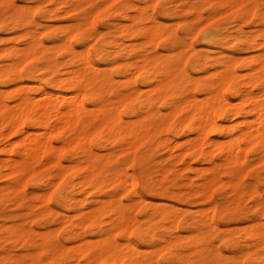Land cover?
Here are the masks:
<instances>
[{
    "label": "bare ground",
    "instance_id": "obj_1",
    "mask_svg": "<svg viewBox=\"0 0 264 264\" xmlns=\"http://www.w3.org/2000/svg\"><path fill=\"white\" fill-rule=\"evenodd\" d=\"M48 1L65 7V10H61L63 14H70L72 17V24L62 27L61 31H58L59 33L54 32L53 26L47 27L48 46L42 44L37 38L39 34L36 33V30L27 28L30 24H34L35 19L33 20L32 15L28 12L21 13L23 8L13 9L10 22L7 24L3 19H0V29L2 30H23L16 36V40L22 39V48L17 49L15 46H11L4 50V57H7L10 63L0 65V86H12L7 92L0 89V136L4 135L6 139L14 136L19 137L18 140L9 143L8 146H4L0 150L3 154H11L6 159L0 158V178L9 181L5 187L0 189V207L4 201L2 194L8 195L18 204L24 196L23 184L26 178L40 175L43 179L52 181L54 184H57L56 180L58 179L63 182L55 198L56 203L71 210L73 198L69 196L68 190L72 191L75 186L79 185L85 192L87 189H92L96 193L102 192L109 186L111 189L106 193L107 199H103L104 201L94 199L92 201L94 206H88V210H84V213L76 210L74 215L64 217L65 220L63 218L67 223L65 240L75 242L72 244L74 246L66 248L65 244L66 247L59 243L51 244L50 234H43L40 238L41 243L38 244L40 252L37 250L36 254L31 252L16 256L8 251L2 258V264H26V259L31 261L30 264H42L43 262H39V253L45 254L49 258L47 264H73L70 262L72 258H74V264H80L79 261H83V264H156L151 261L154 258L151 260L146 259L147 257L139 258L137 248L131 244L129 235L132 233L135 217L130 212L133 209L135 211L136 208L143 211L144 222L148 228L157 227L164 221L175 229L180 209L167 203H153L154 205L150 204L149 206L151 213H147L145 211L148 210L146 208L147 201L136 191L135 177L132 174H127L125 168L122 170L123 172L114 169V158L120 153L123 154L127 163L138 162V177L142 189L147 194L159 197H176L179 200L201 196L204 200L209 201L211 199L210 186L216 181L219 182L218 174H220L221 166H229L230 175L236 176L241 173L235 169V164L240 162L239 165H241L245 162L249 147L254 149L258 159L264 160V51L255 55V58L251 60L257 62V67L254 71L252 70L253 73L250 69L249 74L252 75L246 81H237L236 74L239 76L241 74L240 77H242V73H236L233 70L232 65L236 61L234 64L232 62V65L227 64L224 73L221 69L222 71H219L212 82L192 79L183 73L180 65L175 64L180 59L181 51L178 50V46L174 47L171 31L162 28L161 23L150 13H147L145 5L147 0H138V3L135 0H109L110 3L118 4L113 13L102 20V25H107L106 22L112 15L116 18L113 22V39L109 41H105V34L99 32L95 26L94 17L98 7L96 10L90 9L94 5V0ZM151 1L153 4L157 0ZM204 1L210 3L211 0ZM109 2H105L104 5ZM139 2H142L143 5ZM201 2L202 0H183L176 13L178 16L189 14L191 16L190 23H195L201 17L199 12ZM253 2L255 3V0ZM151 3L150 5H152ZM225 4L236 9L240 3L233 5V2L228 1V4ZM104 5L102 6L105 7ZM0 6H5L8 9L15 7L13 0H0ZM211 8V20H213L218 13L216 7L211 5ZM251 9L253 10H250V15H254L255 10ZM231 10L228 9L226 13ZM30 13L32 14V12ZM160 13L167 15L169 11L164 5H161ZM206 15L209 16V14ZM42 16L57 17L59 13L50 7L42 10ZM191 30L190 27L187 31L191 32ZM116 35L119 38L126 37L128 39L142 37L149 43L163 40L173 48V53L170 55H149L146 52L142 54L135 52L134 44L129 46L133 52L130 62L127 64L128 70L131 72V77H129L133 82L134 76H138L144 84L151 78L155 84L149 89L146 88L145 91L141 89V91L136 88L125 90L116 88L112 78L91 63L84 50H76L72 44L74 41L83 47L87 38L92 37L103 41L96 50L92 49L95 51V56L99 57L104 53L115 55L117 51L109 52L107 48L115 49L122 46L119 38H115ZM258 36L260 41H256L258 42L256 46L263 47L264 50V31ZM210 37L211 35H207L208 39H211ZM234 40L239 44L243 43L241 45H246L255 39L250 37L247 40H242L240 37H235ZM249 45L254 47L252 44ZM189 47V45L186 46V49ZM58 51H62L65 56L63 61H60L56 56ZM186 56L188 55L186 54ZM101 58L99 59L104 60ZM115 58V56H111L110 63L116 62ZM198 59L196 58L197 61ZM39 62L42 64L45 62L42 68L52 75V78L46 81L50 86L49 90L41 85L36 86L37 82L41 83V79L36 74L39 70ZM59 62H64L67 65L66 77H62L59 73ZM24 64L29 65V68L24 71L23 75L20 67ZM203 72L205 71L203 70ZM244 74L246 75V72ZM23 78L29 80L33 85L36 83L35 91L39 97L31 96L30 85H19ZM224 91H229L232 94L236 99L235 103L224 98ZM197 92H204L203 98L196 97ZM161 109L165 113H162ZM121 113L135 119L123 120ZM234 119L237 121L234 122ZM225 120L230 121L229 124H223ZM183 133H191L193 136L185 142L187 144L185 148H180L176 146L175 142L177 141H174V137ZM209 133L223 135L227 140H222L223 146L215 141L216 145H221H214L216 150H206L204 146L206 142L208 144ZM161 136H165V138H161ZM52 139L57 140L59 145H53ZM224 142H227V146H224ZM173 143L174 145H172ZM93 145L97 150H106L107 153L98 154L92 148ZM139 148H144V151L137 156ZM155 148L160 152L168 151V161L175 164L185 162L186 158L194 160L195 163H208L210 166L207 171L211 172V175L204 176L196 189L188 188V192L185 193L174 192L170 185L165 183V180L158 182L152 180V173L146 163ZM116 149L118 153L115 152ZM175 151H177L176 154ZM62 156L69 162L68 165L62 164ZM162 160H159L158 156L154 163L156 161L161 163ZM163 165L165 164L163 163ZM163 168L162 166L160 170L161 175L175 171L174 165ZM186 168L192 170L190 165ZM67 173L68 178L65 179L64 176ZM191 185L192 183L189 184V186ZM193 185L195 184L193 183ZM230 190L236 196H242L244 193V195L252 196L255 193L252 188L243 193L237 184H232ZM47 192L46 195L35 194L36 199L43 204V209L37 215L41 220L52 217L54 214V211L47 205ZM123 193L129 195L127 205H123L121 200L117 199V196ZM78 202L79 205H86V199H81L76 203ZM21 206L26 210L32 209L31 205L22 204ZM210 209L216 210L215 205L213 204ZM262 211L264 212V206ZM2 214L0 213V221L5 218ZM207 215L209 218L203 216L193 222L199 237L202 235L203 227L209 229L212 225L210 213L208 212ZM102 216L111 218L110 221L108 220V229L102 228ZM31 229L29 230L31 231ZM87 231L97 239L95 241H91L94 239L88 240L85 236ZM114 232L125 242L117 241L113 236ZM253 236L259 237L264 246V230L255 231L250 238ZM179 237L178 242L182 241V243H184L183 239L187 238L184 236L180 241ZM2 240L18 242L28 249L33 248V251L37 247L29 234L23 233L21 229L13 225L5 229V234L0 237V241ZM161 242L163 251L165 250L168 254L178 258L180 254L177 250L174 254L170 252L171 248L178 245V242L169 238H164ZM196 243L194 242V245ZM195 250L197 253L200 252L199 249ZM160 253L157 251L155 258Z\"/></svg>",
    "mask_w": 264,
    "mask_h": 264
},
{
    "label": "rangeland",
    "instance_id": "obj_2",
    "mask_svg": "<svg viewBox=\"0 0 264 264\" xmlns=\"http://www.w3.org/2000/svg\"><path fill=\"white\" fill-rule=\"evenodd\" d=\"M107 1L109 2V0H94V5L90 8L96 10V7H98L97 8L98 11H96V15L94 17L95 26L99 32L105 34V38H104L105 41H109L113 39L112 36L114 34L113 22L115 21L114 19L116 18H114V16L112 15V17H110L109 20L106 22L107 25H102V20L104 18H107L108 15H111L118 5L117 3H110V2L104 5V3ZM135 1L137 2L138 0ZM182 1L183 0H157L155 3L152 4L151 0H147L145 4L147 13L148 14L150 13L154 18H156L157 21L161 23L162 28L171 31L173 35L172 42L174 43V47L178 46L179 47L178 50L181 51L180 59L177 62H175V64L178 66L180 65V67H182L181 69L183 70V73L188 78L200 79L201 81L212 82L217 77L219 71L221 72L223 70L224 73L225 66L229 63H230L229 65H232L236 61L237 63L235 62V64L232 65L233 70L236 73H242V77H240L241 74L239 76V74L235 73L237 76V81L240 82V80L242 81L248 80L249 77L252 75V74L250 75L249 73L252 70L254 71L257 67L256 65L257 62H252L251 60L255 58V55L257 56L264 51L263 47L256 46V44L260 41L258 35H260L264 31V0H255V3L253 2V0L250 1L228 0L229 2L230 1L233 2V5H237L240 3L239 7L237 6L236 9H234L235 8L234 6H233L234 8L230 7L231 5L227 6L225 4V3L228 4L227 0H211L210 3H207L206 1L202 0L200 4L201 6L199 5L200 6L199 12L201 14V17L195 23H190L189 20H191V16L189 14H184L181 16L177 15L176 11L180 9V5L182 4ZM13 3L15 7H12L10 9L6 8L5 6H0V19H3L5 21L4 23L7 24L10 22V15L13 14L12 13L13 9L20 7L23 8L21 13L24 14L28 12L30 15H32L33 20L35 19L36 21V22L34 21V24H30L27 28L30 30H36V33L39 34L37 35V38H39L41 43L44 45L47 46L49 45L47 38V27L53 26L54 32L59 33L58 31H61L62 27L72 24L71 15L70 14L64 15L62 12L66 8L50 3L48 0H13ZM150 3L152 5H150ZM139 4L143 5L142 2H139ZM102 5H104L105 7H103ZM161 5H164L168 9L169 14L162 15L160 13ZM211 5L217 8V13H218L217 17L213 18V20H211L212 16L210 13L212 9ZM50 7L54 9L56 13H59V16L43 17L42 10H46ZM251 8H254L255 10L254 15H250V10H253ZM228 9H232V10L226 13ZM30 12H32V14ZM221 12L222 13L224 12L225 14L224 13L222 14ZM206 14H209V16ZM207 16L209 19L208 18L206 19ZM190 27L192 30L191 32H188L187 30ZM261 28L263 29V31ZM22 31H23L22 29H18L17 31L0 29V65L1 66L10 63L8 62V58L4 57V50L8 49L11 46H15L17 49L22 48L23 46L22 39L16 40V36L19 35ZM207 35H211L210 37L211 39H208ZM235 37H240L242 40L244 39L247 40L250 37L251 38L254 37L255 40L251 41L250 43H246V45H241L243 43L240 44L237 43V41L234 40ZM115 38H119V36L116 35ZM118 40L120 43H122V46L120 48H115V49L107 48L109 52H112L114 50L117 51L115 55L113 54L107 55L104 53L102 55H99V57L95 56L94 50H96V48L99 47L100 44H102L103 41L101 40H96L93 39L92 37H89L84 42L83 47H80L74 41H72V44L76 50H84L88 60L91 63L95 64V66L98 69L104 71L105 74L111 77L113 80V84L116 88L122 90H125L127 88H133V89L136 88L145 91L146 88L149 89L150 87H152L155 84V82L152 81L151 78L149 79L148 82H145V84L143 83V80H141V78L138 76H134L133 82H132V78L130 79L131 72L128 70L127 64L128 62H130L133 52L131 47L129 46L134 44L136 49L135 52H137L138 54H142L146 52L149 55H153V54L170 55L173 53L172 50L173 48L169 47L163 40H156L155 43L154 42L149 43L147 39L145 40V38L142 37H136L135 39H128L126 37H121ZM249 44L254 45V47H250ZM188 45L190 47L186 49V46ZM247 45H249L248 48H246ZM186 54L188 56L185 57ZM56 56L60 61H63L65 58V56H63L62 51L60 52L58 51ZM111 56L116 57L115 60L117 63L116 62L110 63L109 59ZM99 58L101 59L104 58V60H100ZM196 58H199L198 61L196 60ZM105 59L107 60V62ZM41 64L42 62H39V70L36 72V74L41 79V83L37 82V85L36 83L33 85L29 80L23 78L22 82L19 84L24 86L30 85L29 86L30 94L31 96H34L36 98L39 96L38 93L35 91L36 90L35 85L36 86L41 85L45 87L47 90H49L50 86L49 84L46 83V81L52 78L51 73L48 71L47 72L44 71V69L42 68L45 62L42 65ZM59 64H60L59 65L60 75L62 77H66L67 65L64 64V62H59ZM27 68H29V65L27 64H24L23 66L20 67V71L23 75H24V71H26ZM116 70H118L119 72ZM203 70L205 72H203ZM253 71L251 73H253ZM244 72H246L247 76L244 74ZM118 79L120 80L118 81ZM11 87H12L11 85H4V86H0V89L1 91L5 92L6 90L7 92L11 89ZM202 96H204V92L196 93V97L203 98ZM223 96L227 101L231 103L232 102L235 103L236 101V99L232 96V94L229 91H224ZM109 97L111 98V96ZM161 111L162 113H165L163 109H161ZM122 114L123 113H121V116ZM122 118L123 120L126 119V121H128L129 119L130 120L135 119L132 117L125 116L124 114ZM235 120L237 121V119H234V122ZM229 122L228 120L227 121L225 120L223 124L226 123L229 124ZM192 136L193 134L191 133H183L176 135L174 137V141H177L175 142L177 144L176 146L180 148H185V146L187 145L185 142L188 139H190ZM0 137H1L0 150L4 146L5 147L8 146L9 143L15 142L16 140L19 139L18 136H14L9 139H6L4 135H1ZM161 138H165V136H161ZM208 139L210 141L208 140V144L206 142L204 146L206 150L207 149L216 150V147H213L214 145L219 146L221 144L223 146L222 140L224 141L227 140L225 136L217 133H209ZM215 141H217V143L220 144L216 145ZM52 144L59 145L58 141L55 139H52ZM172 145H174V143ZM224 146H227V142L226 143L224 142ZM92 148L95 150V152H98V154L100 155H104L107 153L106 150H97L95 148V145H93ZM156 149L157 148L153 150L151 157L146 163V165L149 167V171L152 173V180L155 182L165 180V183L167 185H170V187L173 189L174 192L182 191L183 193H185L188 192L189 190L188 188L196 189L197 186L202 182V178H204V176L209 177L211 175V172L207 171V169L210 166L208 163H204V162L195 163L194 160L186 158L185 162L175 164L171 161H168L167 159L169 154L168 151L165 150L163 152H160L158 151V149L157 150ZM143 151L144 148H139L137 150V156L143 153ZM115 152L118 153L117 149ZM176 152L177 151H175L174 153L176 154ZM10 156L11 154L9 153L3 154L2 152H0L1 159H6ZM63 156H62V164L66 166L69 164V162H67V160H65ZM158 156H159V160L163 159L161 162L162 164L157 161L156 163H154ZM114 159H115L114 169L122 171L125 168L127 174H132L135 177L136 191L140 193L147 201L146 208L148 210H145L147 211V213H151V210L149 209L150 204L154 205V204L167 203L168 205L171 204L172 206L175 207L177 206V208L179 207L180 209L178 213L179 217L175 229L174 227L173 228L170 227V225L164 221L159 225H157V227L148 228V226H146L144 222L143 211L136 208L135 211L133 209L130 212V214L135 217V223H134V227L131 230L132 233L129 235V240L131 244H133L137 248L139 252V258L142 259L147 257L146 259L149 260L154 258L151 261L156 262V264H240V263L264 264V246L262 245V242H260V238L257 236L255 237L253 236L250 238V236H252L255 231L264 230V212L262 211V207L264 206V160L262 158L258 159L256 157L254 153V149L252 147L248 148L245 162L241 165H239L240 162L235 164V169L241 173L237 174L236 176L230 175L228 172L230 171V167L227 165L221 166V168L219 169L220 174H218L220 183L216 181L217 185L216 183L211 184L210 186L211 199L209 201L204 200L201 196L190 197L187 199L179 200L176 197H166V196L159 197L157 195L147 194L142 189L140 179L138 177V172H139L138 162L134 161L133 163H127L125 161V157L123 156V154L120 153L117 154L116 158ZM254 162L255 164H253ZM163 163L165 165H163ZM171 165H174L175 171H173L172 173L161 175L160 170L162 166L164 167L163 169H165L166 167H170ZM188 165H190L192 170L186 168ZM244 170L245 173L243 174ZM241 175L243 176L241 177ZM41 178H42L41 175L26 178L23 184L24 196L23 198H21V201L19 202L20 204L18 203L19 205L15 203L12 198L10 199L8 195L6 196L5 194H2V198L4 199V201L2 202L3 205L0 207V213L1 214L3 213L2 215L5 218L3 221H0L1 224L0 237H2L5 234V229L8 226H12V225L17 226L19 229L22 230L23 233H27L30 235L31 238H33L37 247L33 251V248L28 249L25 246L20 245L18 242L12 243L10 241L4 242L2 240L0 241V245H1L0 264H2L3 261L2 258L7 254L8 251H11V253L16 256H21L31 252H34L36 254L35 251L37 250H38L37 252H40L39 249L40 247H38L39 246L38 244L41 243L40 238L41 235L43 234H48V235L50 234L51 244L59 243L62 244L64 247L67 246L66 248H71L72 246H74L72 244H75V242H70L68 240H65V236H66L65 226L67 225V223H65L64 217L66 216L70 217L72 216V214L74 215L76 210L84 213L88 206L90 205L94 206L92 205V201L94 199H99V200L102 199L101 201L107 199L106 193L109 192L111 189L109 186L106 189H104L102 192L96 193L92 189L89 190L87 189L85 192L84 190L81 189L79 185L75 186L74 189H72V191L68 190L69 196L73 198V200L71 201V204H73L71 210V209L63 208L58 203H56L55 198L57 196V193L60 191L63 182L58 179L56 180V182L58 181L57 184L56 183L54 184L52 183V181L49 182L47 179L45 178L41 179ZM64 178L65 179L68 178V173L65 174ZM8 182L9 181H7V179L0 178V189L5 187ZM190 183H192L191 186H189ZM193 183L195 185H193ZM232 184H237L240 190L243 191V193L246 192L247 190H250L251 188L254 190L255 193L252 194V196L244 195L245 193L242 196H236L234 192L232 193L230 190V186ZM57 187L59 188L57 189ZM46 192L48 199L47 205L54 211V214L52 217H48L45 220H41L39 217H37V215L43 209V204H41L36 199L35 194L43 193L46 195ZM119 195L117 196V199H120L123 205H127L129 203L128 200L129 195L127 193H123L120 196ZM81 199H86L85 206L79 205V202L76 203ZM22 204L31 205L32 209L26 210L24 207L21 206ZM213 204L215 205V209H216L214 211L210 209V207H213ZM256 204L258 205L256 206ZM208 208L210 211L208 210ZM208 212L210 213L212 225L209 229L203 227V232H202L203 236L201 235V237H199L197 235L196 228L193 226V222L194 220H197L203 216L209 218V216L207 215ZM108 220L110 221L111 218H108L106 216L101 217V225L103 229L109 228V225H107L109 223ZM29 229H31L32 232ZM89 234L90 233L88 231L85 233V236L88 240L94 239L91 241H95L97 239L96 236ZM182 234L184 236H187L188 239L186 237L185 239ZM190 234L193 238L190 236ZM113 236H115L117 241L125 242L123 239H121L116 235V232L113 233ZM178 237L180 241L184 238L183 239L184 243H182V241L178 242ZM164 238H169L170 240L173 239V241H175L176 243L178 242L177 243L178 245L175 248H171L170 251L172 254H174L175 250H177L178 254H180L178 258H175L173 255H170L165 250L163 251L161 249V246L163 244L161 240ZM194 242L197 243L194 245ZM155 248L157 249L158 253L161 252L160 254H157L156 258L155 255L157 251ZM195 249H199L200 252L198 250L199 253H197L196 252L197 250ZM150 250L153 251L151 252ZM191 250L192 253H190ZM38 257H39V262H43L42 264L45 263L47 264L49 261V258L45 254L39 253ZM73 261L74 258H72L70 262L74 264ZM25 262L26 264L31 263L29 259H26ZM79 263L83 264V261H79Z\"/></svg>",
    "mask_w": 264,
    "mask_h": 264
}]
</instances>
